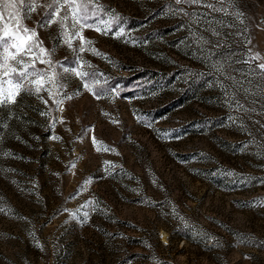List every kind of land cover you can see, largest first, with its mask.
Masks as SVG:
<instances>
[{
  "label": "rangeland",
  "instance_id": "obj_1",
  "mask_svg": "<svg viewBox=\"0 0 264 264\" xmlns=\"http://www.w3.org/2000/svg\"><path fill=\"white\" fill-rule=\"evenodd\" d=\"M99 2L123 16L129 35L115 39L86 29L84 36L111 62L88 51L81 58L93 66L85 71L103 73L105 87H117L119 95L96 100L65 74L73 98L62 112L49 100L52 115L41 116L48 109L26 93L0 108V207L6 210L0 212V264H264V77L237 63L248 48L264 57V0L225 5L242 12L243 23L175 5L232 25H214L221 37L212 36L205 20L168 13L174 0ZM42 15L40 8L25 24L36 27ZM38 32L54 62L73 66L76 54L57 43V25ZM220 63L241 83L216 72ZM134 113L147 120L138 122ZM93 135L118 154L97 152ZM104 161L117 167L106 172ZM89 199L98 204L85 209L87 222L83 211L73 218Z\"/></svg>",
  "mask_w": 264,
  "mask_h": 264
},
{
  "label": "snow or ice",
  "instance_id": "obj_2",
  "mask_svg": "<svg viewBox=\"0 0 264 264\" xmlns=\"http://www.w3.org/2000/svg\"><path fill=\"white\" fill-rule=\"evenodd\" d=\"M198 6L201 8L209 9L212 13H222L223 15H235L237 19L243 23L241 17L242 12L231 13L228 7H234L233 0H216L215 3H210L208 0H174V3H169L166 10L171 15L183 14L190 16L192 20L199 24L205 20L208 24V31L212 36L221 37V32L214 27L220 24L222 27H232V25H223L221 21L215 18L207 19L208 13L203 12H187L184 8H176L175 5ZM43 9V15L36 22V27L29 28L25 21L31 19L32 14L36 13L38 9ZM123 16L116 12L115 9L106 8L99 0H50L47 3H40L39 0H0V108L9 107L17 104V98L22 93L33 95L45 105L47 111H42L41 116L51 117L52 110L49 108V100L55 105V109L63 111V103L65 100H70L73 97L67 95L65 92L67 79L65 74H73L81 82L82 89L88 91L96 100H100L106 93L111 94L114 99L119 95V89L115 86L111 88L105 87L108 84L109 78L103 73L96 71H85L84 68H92L93 66L81 58V54L88 51L95 56L111 62L110 57L106 54L99 52L93 45L94 41L87 39L84 36L86 29L93 30L102 35H109L115 39L127 37L129 34L123 27ZM58 26V34L56 41L58 44L66 45L68 49L76 54V59L73 61V66L66 63L54 62L52 59L53 49H48L44 46V41L39 38L38 29L50 28L52 25ZM240 35V34H238ZM79 40V47H74V42ZM198 42L202 44L212 43L210 40L205 39L203 36L197 37ZM135 45V40H125ZM251 44V40H246V45ZM216 47H220L217 42ZM254 61H259L256 66L251 67ZM244 63L249 65L250 76L264 77V57L259 52H252L248 48V55L242 61L237 63ZM37 64L45 65L43 68L37 67ZM213 68L221 76L227 80L233 81L234 84L241 83L236 78L225 72L223 63L214 64ZM59 69V71H58ZM224 87V85H221ZM80 90H77V93ZM47 93L48 99H45L42 93ZM235 100V107L238 110H244V105ZM134 118L138 122H144L147 117L144 114L134 113ZM59 122H63L62 118ZM113 123L118 121L113 120ZM56 118L50 119V126L55 127ZM151 127V122L145 124ZM264 127V125H261ZM86 131H92L88 129ZM162 138H167L171 135L169 132H161L156 130ZM52 139H59L53 136ZM92 143L97 152H112L116 153L114 148H109L101 141H97L95 136H92ZM118 154V153H116ZM4 155H13L5 153ZM107 166L106 172H110L116 168L117 165L110 161H104ZM75 167V164L71 165ZM14 171V170H12ZM232 175L233 173H228ZM88 180L77 190L76 195H80L86 188ZM264 183V181H262ZM133 191H136L133 189ZM76 196L70 197L74 199ZM98 201L89 199L77 210L70 213L75 218L78 212L83 211V220L87 222L89 212L85 209L91 208L93 211L96 209ZM6 211L0 207V212ZM14 212V210H9ZM68 212V209H64ZM173 215L180 221L187 224L185 217L180 215L178 211L173 208Z\"/></svg>",
  "mask_w": 264,
  "mask_h": 264
}]
</instances>
